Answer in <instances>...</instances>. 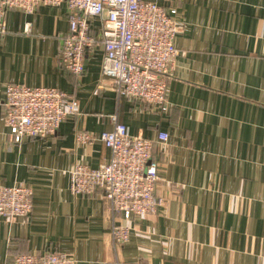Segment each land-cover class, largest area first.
Segmentation results:
<instances>
[{
	"label": "crops",
	"instance_id": "1",
	"mask_svg": "<svg viewBox=\"0 0 264 264\" xmlns=\"http://www.w3.org/2000/svg\"><path fill=\"white\" fill-rule=\"evenodd\" d=\"M150 1L178 12L180 54L161 107L120 97L104 81L101 46L80 77L65 69L67 3L8 12L0 39V186L31 187L34 207L27 217L0 218V264L47 252L75 264H264V0ZM102 24L90 20L93 36ZM9 84L60 89L79 110L55 136L16 144L4 117ZM114 114L130 136L154 142L162 202L155 216L123 221L102 190H70L77 164L109 162L100 136L114 129ZM161 132L166 145L157 143ZM82 133L92 143L79 142ZM117 223L131 229L125 243L113 238Z\"/></svg>",
	"mask_w": 264,
	"mask_h": 264
},
{
	"label": "built area",
	"instance_id": "2",
	"mask_svg": "<svg viewBox=\"0 0 264 264\" xmlns=\"http://www.w3.org/2000/svg\"><path fill=\"white\" fill-rule=\"evenodd\" d=\"M67 3L70 30L62 37L61 61L65 69L80 77L87 60L101 46L104 49L102 77L120 97L153 107L167 103L169 81L179 56L175 38L179 29L177 10L150 0H0V39L7 34V14L11 10L33 13L40 5L58 7ZM103 20L100 37L93 36L90 20ZM30 32L28 25L26 33ZM79 110L75 98L53 87L9 84L4 117L11 140L21 144L27 138L55 136L63 121ZM114 129L100 140L111 152L108 163L98 168L77 164L70 172V190L87 196L102 190L113 213L120 220L155 216L162 202L155 194L160 180V163L153 160L154 142L132 137L117 114L111 116ZM79 142L92 143L88 133ZM169 136L158 135L166 145ZM33 189L23 183L0 186V218L14 220L33 211ZM131 229L123 223L113 226L116 243H125ZM12 264H75L65 253L17 256Z\"/></svg>",
	"mask_w": 264,
	"mask_h": 264
}]
</instances>
